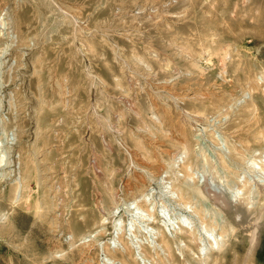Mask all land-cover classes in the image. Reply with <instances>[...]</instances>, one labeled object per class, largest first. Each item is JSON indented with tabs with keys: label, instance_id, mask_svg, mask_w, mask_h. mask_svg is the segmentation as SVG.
I'll return each instance as SVG.
<instances>
[{
	"label": "rangeland",
	"instance_id": "374dc122",
	"mask_svg": "<svg viewBox=\"0 0 264 264\" xmlns=\"http://www.w3.org/2000/svg\"><path fill=\"white\" fill-rule=\"evenodd\" d=\"M263 210L264 0H0V264H264Z\"/></svg>",
	"mask_w": 264,
	"mask_h": 264
},
{
	"label": "bare ground",
	"instance_id": "6f19581e",
	"mask_svg": "<svg viewBox=\"0 0 264 264\" xmlns=\"http://www.w3.org/2000/svg\"><path fill=\"white\" fill-rule=\"evenodd\" d=\"M201 97V96H200ZM202 98V97H201ZM186 99V98H185ZM140 165H142L141 163H140ZM143 166V165H142ZM215 168V167H214ZM139 179V180H138ZM138 179H136V181L134 182V183H126L125 184V188H134V187H136V186H138L139 184H143L144 183V181H142V179L141 178H138ZM205 184L201 187V189L204 191V192H208V194H209V191L211 190V193L212 194H210V195H212V196H214L216 193L214 192V195H213V192H212V189H214V190H218L217 188H215L214 187V185H211V183L208 181V182H204ZM175 186H177V187H180V183H178V184H176ZM212 189H211V188ZM262 189V188H261ZM128 190V189H127ZM260 190V189H259ZM179 192V191H178ZM219 194H220V192H219ZM222 194V193H221ZM221 194H220V196H217V194H216V198H214L215 200L214 201H216L217 202V200H221L222 201V205H220V206H222V208L224 207V209H227L228 211H231V209H232V205L230 204V202L227 200V199H225L224 197H223V195L221 196ZM211 197V196H210ZM215 197V196H214ZM212 198V197H211ZM215 202V203H216ZM219 203V204H220ZM263 209V208H262ZM260 210V209H259ZM264 211V210H263ZM260 215V214H259ZM261 216V215H260ZM260 231H261V226H256L253 230H252V232H251V235H250V238H249V243H246V245H247V248H248V250H252L253 249V247H254V244L256 243V241H257V239H258V237H259V233H260ZM222 242H223V237H220V242H219V245L220 244H222ZM215 244H217V242L215 243ZM236 245V244H235ZM237 246V245H236ZM242 264H247V259L246 258H244V260H243V263Z\"/></svg>",
	"mask_w": 264,
	"mask_h": 264
}]
</instances>
